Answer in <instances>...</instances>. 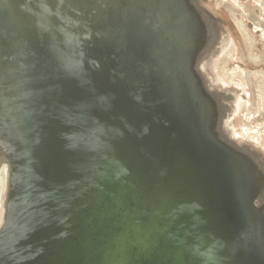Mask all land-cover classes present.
Segmentation results:
<instances>
[{
	"label": "water",
	"instance_id": "obj_1",
	"mask_svg": "<svg viewBox=\"0 0 264 264\" xmlns=\"http://www.w3.org/2000/svg\"><path fill=\"white\" fill-rule=\"evenodd\" d=\"M205 34L191 0H0V264H264V175L220 135Z\"/></svg>",
	"mask_w": 264,
	"mask_h": 264
},
{
	"label": "rangeland",
	"instance_id": "obj_2",
	"mask_svg": "<svg viewBox=\"0 0 264 264\" xmlns=\"http://www.w3.org/2000/svg\"><path fill=\"white\" fill-rule=\"evenodd\" d=\"M191 2L206 28L212 29L214 41L209 49L205 47L203 50L198 61L201 70H197L207 91L214 95L218 104H223L220 107L222 111L218 130L225 134L228 144L249 156L264 174V0ZM205 39L206 34L204 41ZM99 165L104 168L102 160ZM1 172L0 170V175ZM9 194L10 185L8 187V183L5 184L1 175L0 230L5 223V206ZM81 195L85 214L92 218L97 214L103 200L97 193L88 194L84 191ZM112 197L113 200L118 198L117 194H112ZM116 202L117 206L111 208L113 212L118 209L119 201ZM167 205L168 210L174 207L173 202ZM74 208L77 209V205L74 204ZM157 219L158 217L153 218L152 227L154 223L158 225ZM168 220L177 226L185 223L181 214L177 220ZM134 230L137 236L144 232L141 225L133 224L127 228L128 232Z\"/></svg>",
	"mask_w": 264,
	"mask_h": 264
},
{
	"label": "bare ground",
	"instance_id": "obj_3",
	"mask_svg": "<svg viewBox=\"0 0 264 264\" xmlns=\"http://www.w3.org/2000/svg\"><path fill=\"white\" fill-rule=\"evenodd\" d=\"M225 40H227V39H225ZM230 41V40H229ZM228 43V42H227ZM226 43V44H227ZM225 44V45H226ZM225 47V46H224ZM223 49H225V48H223ZM220 50V49H219ZM222 50V49H221ZM219 56V55H218ZM210 57V56H209ZM209 59H211V58H209ZM212 60V59H211ZM196 66H198L197 68H198V70H201V65H198V62H197V64H196ZM205 89H207V88H205ZM209 92V91H208ZM210 93V92H209ZM213 97H214V95L212 94V93H210ZM215 98V97H214ZM216 99V98H215ZM222 103H219L218 104V106H220V107H222ZM221 111H222V108L219 110V112L221 113ZM229 119H230V117H229ZM231 134H233V133H231ZM220 135H221V137H222V139H224L225 140V134H222V133H220ZM234 136V135H233ZM236 138V137H235ZM237 140V139H236ZM226 141V140H225ZM1 154H3V153H1ZM0 154V155H1ZM4 155V154H3ZM5 156H0V170L2 171L1 172V175H2V180H4V182H5V184H7L8 183V187H9V185H10V180H11V178L9 177L10 175H11V167H12V161H11V159L10 160H7L6 158H4ZM9 171H10V175H9ZM0 175V176H1ZM264 175V174H263ZM7 176H8V178H7ZM6 188H7V185H6ZM9 189V188H8ZM1 199V198H0ZM256 200L258 201V203H257V201H256V205H258V204H262L261 202H264V185H263V187H260V193H259V196L256 198ZM5 216L4 217H6V211H7V206H5ZM5 220V219H4ZM3 227V226H2Z\"/></svg>",
	"mask_w": 264,
	"mask_h": 264
},
{
	"label": "flooded vegetation",
	"instance_id": "obj_4",
	"mask_svg": "<svg viewBox=\"0 0 264 264\" xmlns=\"http://www.w3.org/2000/svg\"><path fill=\"white\" fill-rule=\"evenodd\" d=\"M210 24V23H209ZM207 29V28H206ZM208 30H209V33H208ZM211 32H212V29L210 28V27H208V29L206 30V39H205V42H206V44H205V47L207 48V49H209V46L211 45V42L212 41H214L213 40V35L211 34ZM205 48V49H206ZM197 72H198V70H197ZM199 73V72H198ZM239 150V149H238ZM257 201V200H256ZM256 201H255V203H256ZM257 203H258V201H257ZM262 204H258V205H264V202H261Z\"/></svg>",
	"mask_w": 264,
	"mask_h": 264
}]
</instances>
